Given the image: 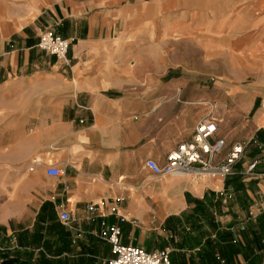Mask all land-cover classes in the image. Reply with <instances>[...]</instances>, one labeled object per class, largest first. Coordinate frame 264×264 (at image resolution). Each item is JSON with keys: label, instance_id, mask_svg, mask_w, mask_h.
<instances>
[{"label": "crops", "instance_id": "0c3cea01", "mask_svg": "<svg viewBox=\"0 0 264 264\" xmlns=\"http://www.w3.org/2000/svg\"><path fill=\"white\" fill-rule=\"evenodd\" d=\"M119 1H55L40 11L39 26L33 22L0 36L2 81L36 67L38 54H45L37 48L43 29L71 41V65L62 72L70 96L56 116L46 115L32 130L18 167L25 177L15 181V200L5 205L0 220V264H107L110 247L99 234L112 225L121 229L123 245L168 250L172 264L264 263V251L256 262L243 241L235 245L226 237V231L243 227L248 212H264V87H232L224 94L238 95L234 108L223 109L198 84L205 73L177 59L169 64L168 55L149 48L155 40L150 30L180 27L178 18L167 22L166 15L200 12L192 2L157 0L164 20L154 22L145 0L112 10ZM218 1L216 6L226 11L229 0ZM262 1L252 0L251 12L264 14ZM248 4L250 0H238L239 7ZM140 12L147 15L137 21ZM122 27L131 34L138 28L145 33L141 39H121L117 31ZM138 46L142 52L135 53ZM121 47L126 52H117ZM49 57L53 67L59 65ZM218 109V135L227 147L246 144L233 176L180 175L164 181L144 167L147 159L164 164L166 155L189 141L199 122L214 119ZM38 155L53 159L38 169L34 159L27 164ZM251 163L256 167L246 175ZM49 164L64 175L49 177ZM161 181L164 186L158 185ZM121 197L124 201L117 202ZM217 200L220 210H213ZM61 205L70 215V227L58 219ZM90 205L94 211L88 210Z\"/></svg>", "mask_w": 264, "mask_h": 264}, {"label": "rangeland", "instance_id": "374dc122", "mask_svg": "<svg viewBox=\"0 0 264 264\" xmlns=\"http://www.w3.org/2000/svg\"><path fill=\"white\" fill-rule=\"evenodd\" d=\"M55 1L59 0H0V36L19 31L33 22L39 26L41 20L36 18L40 11ZM145 1L149 5V19L154 22L163 21L159 12V1ZM190 1L200 12L192 15H166L167 22H176L179 19L177 22H180V27L150 30V38L155 40L149 48L153 54L164 52L168 55L171 60L169 64H176V61L180 60L182 66L205 73V76L198 79V84L216 98L215 104L222 102L223 109H232L236 101L233 99L238 95L224 94L225 91L254 83L264 87V14L251 12L252 0L244 7L238 6V0H229L224 12L217 7L218 0ZM133 3L134 0H123L106 8L114 10L131 6ZM1 5L7 7L3 8ZM262 5L264 6V0ZM189 6L191 5L186 7ZM145 15L147 13L140 12L137 21H142ZM125 21L127 19H121V22ZM130 32L122 27L117 31V36L131 41L132 38L141 39L145 33L140 28L133 34ZM124 48L121 47L117 52H126L127 49L123 51ZM134 52H142L141 46L135 48ZM35 63L36 67L32 65L27 73H18L7 81L0 80V220L3 218L5 205L15 200L17 183L25 177L18 167L23 165V152L30 147L29 139L34 134L32 130L39 121L45 120L46 115L53 113L56 116L62 101L70 96L68 81L62 76L65 67L60 64L53 67L50 57L42 53L38 54ZM222 73L226 74L227 78L222 77ZM49 80L53 82L50 84ZM259 108L260 106H257V110ZM220 115L221 111L216 110L214 120L219 118L220 121ZM52 159L51 155L46 158L38 155L31 158L27 164L33 161L32 165L38 169L41 162ZM170 178L165 177L162 180ZM158 185L164 186L165 182L161 181ZM238 205L241 207L240 201ZM220 206L221 203L217 200L211 208L220 210ZM232 206L234 207L230 203V208ZM198 213L200 211L195 214ZM263 214L264 212L255 216L248 212L243 227L237 228L235 232L226 231L227 241H234L235 245L243 241L246 253L256 262L260 261V252L264 251V240L260 242L256 236L261 228L259 218ZM212 225L217 228L215 223ZM255 239L258 241L257 248ZM244 260L247 261L246 258Z\"/></svg>", "mask_w": 264, "mask_h": 264}, {"label": "built area", "instance_id": "2783aa9c", "mask_svg": "<svg viewBox=\"0 0 264 264\" xmlns=\"http://www.w3.org/2000/svg\"><path fill=\"white\" fill-rule=\"evenodd\" d=\"M37 48L54 57L56 62L63 67L71 65L69 52L71 41L62 38L52 29H43L38 34ZM246 149L244 142L233 143L227 147L223 138L218 135L217 121L207 119L199 122L189 141L179 143L171 150L164 164H159L154 159H147L144 167L156 177H170L180 175H197L210 178L226 179L234 175V168L242 160ZM46 174L49 177L60 178L63 171L53 165H47ZM256 167V163L248 164L246 175H250ZM119 198L117 202H123ZM94 205L88 207L89 211L95 210ZM58 219L64 226H71L70 215L61 205L58 207ZM112 212L118 214L117 208ZM123 220V217L121 216ZM105 241L111 252V258L107 264H172L168 250L148 252L142 248L125 246L121 243V229L112 225L99 234ZM264 264V263H262Z\"/></svg>", "mask_w": 264, "mask_h": 264}, {"label": "trees", "instance_id": "16d2710c", "mask_svg": "<svg viewBox=\"0 0 264 264\" xmlns=\"http://www.w3.org/2000/svg\"><path fill=\"white\" fill-rule=\"evenodd\" d=\"M260 220V224H261V228H260V231L258 234H256V236L258 237L257 240L262 242L264 240V214L261 215V217L259 218ZM259 223V222H258ZM255 239V242H257L255 245H256V248H257V244H258V241ZM250 244L248 245V248H250ZM254 249V247H253ZM252 249V250H253ZM248 255V254H247ZM10 261H13V258L10 259ZM226 263L225 261L223 262V264ZM247 264H250V263H247Z\"/></svg>", "mask_w": 264, "mask_h": 264}]
</instances>
